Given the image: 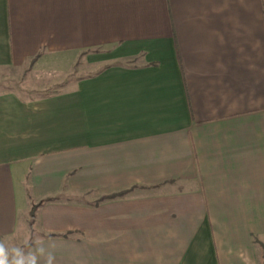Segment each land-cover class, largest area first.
I'll list each match as a JSON object with an SVG mask.
<instances>
[{"label": "crops", "instance_id": "obj_1", "mask_svg": "<svg viewBox=\"0 0 264 264\" xmlns=\"http://www.w3.org/2000/svg\"><path fill=\"white\" fill-rule=\"evenodd\" d=\"M53 62L71 86L0 92V242L19 186L60 196L22 232L55 264H260L264 0H0V70Z\"/></svg>", "mask_w": 264, "mask_h": 264}, {"label": "rangeland", "instance_id": "obj_2", "mask_svg": "<svg viewBox=\"0 0 264 264\" xmlns=\"http://www.w3.org/2000/svg\"><path fill=\"white\" fill-rule=\"evenodd\" d=\"M67 65L65 62L63 63H48L45 68H47L48 72L39 76L30 77L27 71L23 70H15V69H6L0 70V92L3 91H14L15 93L25 96L27 98L34 97H47L51 95H55L56 92H59L61 89L71 86L76 76L80 74L77 73L76 67L74 71H70L63 76L51 75L50 71H55L56 73H62L61 65ZM65 69V67H64ZM78 69V68H77ZM81 72V71H80ZM86 73V71L84 72ZM49 74V75H47ZM20 187L18 186V229L19 232L15 236V238L11 241L10 245L7 248L11 249L13 247H22L27 252L28 248L25 245L31 240L30 233H28L27 237L23 235L26 232V227L29 226L30 221V213L29 210H25V201L21 196ZM26 217V220H25ZM28 222V225L26 224ZM33 234V233H32Z\"/></svg>", "mask_w": 264, "mask_h": 264}, {"label": "clouds", "instance_id": "obj_3", "mask_svg": "<svg viewBox=\"0 0 264 264\" xmlns=\"http://www.w3.org/2000/svg\"><path fill=\"white\" fill-rule=\"evenodd\" d=\"M35 244L34 251H25L22 247L7 248L0 242V264H55L54 246L45 247L43 238L38 237L28 243V247Z\"/></svg>", "mask_w": 264, "mask_h": 264}, {"label": "trees", "instance_id": "obj_4", "mask_svg": "<svg viewBox=\"0 0 264 264\" xmlns=\"http://www.w3.org/2000/svg\"><path fill=\"white\" fill-rule=\"evenodd\" d=\"M133 188L131 189H127V190H122L119 192H114L111 194H105V195H101L96 201L93 202V205H98L100 202L107 200V199H115V198H120V197H124L127 193H129L130 191H132ZM60 199V196H54V197H45L42 200H40L38 203H35L32 205L31 208V213H30V221H29V228H32V225L34 223V215H35V210L43 205L44 203L47 202H52V201H56ZM56 236H65V234H45L44 237H56ZM29 243V242H28ZM28 243L25 245V247L28 248ZM31 243V242H30ZM257 244L260 248V264H264V239L257 241Z\"/></svg>", "mask_w": 264, "mask_h": 264}]
</instances>
